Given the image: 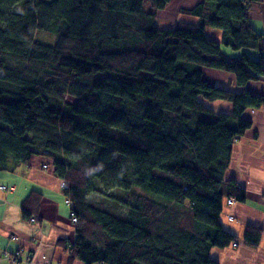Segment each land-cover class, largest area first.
Here are the masks:
<instances>
[{"label": "trees", "instance_id": "trees-1", "mask_svg": "<svg viewBox=\"0 0 264 264\" xmlns=\"http://www.w3.org/2000/svg\"><path fill=\"white\" fill-rule=\"evenodd\" d=\"M171 1L148 0L153 12L144 0H0V171L49 162L81 264H215L210 250L237 242L221 218L229 198L246 199L229 177L233 140L250 127L245 113L264 109L246 89L264 81V36L244 12L263 0H202L180 10L191 22L160 28ZM202 69L235 88L209 85ZM40 197L22 202L23 221L40 222ZM254 229L244 245L257 244Z\"/></svg>", "mask_w": 264, "mask_h": 264}, {"label": "crops", "instance_id": "crops-1", "mask_svg": "<svg viewBox=\"0 0 264 264\" xmlns=\"http://www.w3.org/2000/svg\"><path fill=\"white\" fill-rule=\"evenodd\" d=\"M246 14L253 30L264 36V0L252 4ZM207 31L219 39L218 31ZM221 54L228 59L238 58L239 55L228 51ZM201 71L202 76L205 74L210 77L205 79L203 76L209 85L223 89L235 88L231 74L213 69ZM246 89L264 97V81L248 82ZM209 106L217 113L231 112V104L228 102L215 101ZM245 116L251 124L241 138L233 140L229 177L234 179L236 186L246 191V199L243 203H235L226 208L221 218L225 229L236 236L239 245L211 249L209 255L215 264H264V113L260 109L249 111ZM43 165L46 169H43ZM4 172H0V186L13 187V191L7 193L0 190V258L2 251L22 249L21 259H30L31 264H81L71 259V253L66 247V244L74 241L75 227L64 205L59 180L52 175L47 161L41 157H32L12 172ZM31 192L41 195L37 211L40 217L38 224L25 222L20 216L19 207ZM247 227L256 228L254 230L259 232L255 246L244 245L242 241ZM11 234L15 235L14 240L9 239ZM0 264L7 263L0 260Z\"/></svg>", "mask_w": 264, "mask_h": 264}, {"label": "rangeland", "instance_id": "rangeland-1", "mask_svg": "<svg viewBox=\"0 0 264 264\" xmlns=\"http://www.w3.org/2000/svg\"><path fill=\"white\" fill-rule=\"evenodd\" d=\"M200 2H202V0H172L164 12L158 13L157 23H158L159 27L164 28V29H172L176 26V24L178 22H187L188 20L191 19V17L186 16V15H182L183 13H181L180 10L192 9L197 4H199ZM144 9L149 10V11H153V12L155 11V9L150 6L148 0H144ZM35 38L39 44H43V45H54V43L56 41V37L54 35L46 34L44 32H37ZM220 50H221V53H223L224 51H228L230 53L236 52L239 54L238 57H240V55L242 54L241 51H232L230 48L225 47V46H220ZM251 54H252L251 55L252 57H254V56L256 57V55H255L256 53H251ZM203 70H205V69H203ZM203 76L205 79H210V77H208L205 74H203ZM66 100L73 102V103L76 102L75 100L69 99L68 97H66ZM263 113H264V109H263ZM47 163H49V162L47 161ZM44 165H46V164H44ZM44 165H43V169H46V167ZM0 172H4V171H0ZM1 188H4V189H1ZM0 190L1 191L8 190V192L10 193L13 191V187L0 186ZM118 195L121 196L122 193L119 192ZM68 216H69V214H68ZM69 219H70V217H69Z\"/></svg>", "mask_w": 264, "mask_h": 264}, {"label": "built area", "instance_id": "built-area-1", "mask_svg": "<svg viewBox=\"0 0 264 264\" xmlns=\"http://www.w3.org/2000/svg\"><path fill=\"white\" fill-rule=\"evenodd\" d=\"M247 11H248V9H246L244 12L247 13ZM1 189H4V188H1ZM65 203L67 205H70V203H69V201L67 199L65 200ZM226 204H227L228 207H231L234 204V200L232 198H229L227 200V203ZM69 217H70V219H71V221L73 223H76L77 222V220H76V218L74 217L73 214H69ZM229 219H231V217H229ZM236 245H238V243L237 242H234L233 243V246H236ZM0 260H5L9 264H22V263L27 264L26 260L21 259V257H19L17 254L16 255H13V254H10L7 251H3L2 252V255H1V259Z\"/></svg>", "mask_w": 264, "mask_h": 264}]
</instances>
